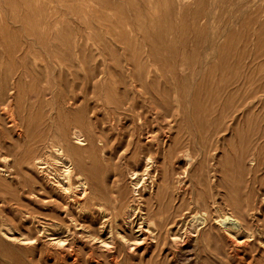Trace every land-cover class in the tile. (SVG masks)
Here are the masks:
<instances>
[{
  "label": "rangeland",
  "instance_id": "374dc122",
  "mask_svg": "<svg viewBox=\"0 0 264 264\" xmlns=\"http://www.w3.org/2000/svg\"><path fill=\"white\" fill-rule=\"evenodd\" d=\"M109 1L113 5H105V0H0V16L10 17L0 24L18 22L36 29L48 28L44 35L34 31V35L31 31L15 36L0 33V78L5 77L3 72L6 79L11 78L8 81L21 77L24 103L35 95L37 88L41 91L52 87L59 98L77 95L82 100L85 96L89 105L86 118L92 120L90 109L94 108L102 117L117 95L127 89L138 98V92L144 91L146 99H140L145 105L156 99L157 108L162 107L159 116H150L145 106L143 110L148 113L141 110L142 121L135 132L129 130V121L115 120L103 129L101 124L95 128L110 141L116 137L118 128L128 131L129 136L125 135L117 148L108 147L105 156L98 151L96 170L91 175L83 172L87 197L81 203L66 199L72 204L75 220L64 217L69 228L62 234L66 238L65 248L47 242L46 234L58 231L22 220L20 202L30 207L33 203L27 200L28 196L35 199L38 190L33 195L27 192L24 197L23 189L13 183V198L6 193L10 180L0 173V198L13 199L10 200L12 208L3 211L10 216L12 233L19 238H33L28 243L24 242L27 240H0V264H115L114 261L118 264H264V155L263 161L249 163L251 152L264 153V148L252 145L251 149L254 148L245 160L240 159L246 146L243 141L247 136L245 113L236 112V118L230 121L239 96L228 105L231 93L237 91L240 78L250 67L249 62L258 64L264 59V32L260 30L264 16L250 18V13L256 11L264 15V0H181L179 5L184 16L172 21L163 19L161 23L177 29L186 27L188 33L185 37L172 35L175 47L171 49L160 48L156 43V56H165V61L159 62L153 59L155 38L147 44L132 10L138 6L147 11L151 8L148 0H132L134 6L128 0ZM68 7L89 13L105 10L111 20H101L93 13L80 18L61 16L50 21L39 15L24 17L21 21L13 18L31 9L66 13ZM108 26H115L118 34L127 29L118 37L114 31H108ZM142 80L145 82L140 83ZM152 80L158 83L153 90L155 95L150 92ZM175 94L184 100L179 103ZM251 104L253 115L261 119L264 130V87ZM88 119L86 129L93 131L94 122L91 127ZM4 142L0 133V168L8 167ZM81 151L86 164L91 166L87 152ZM186 151L192 156L191 162L183 157ZM146 158L150 159L148 165ZM134 172L136 176H132ZM78 190L77 196L82 194ZM99 206L104 208L105 218ZM130 206L139 208L144 220L139 219L138 212V216H133V223L128 224L126 210ZM42 211L62 217L48 208ZM230 212L242 223L238 231L225 229L224 214ZM196 213L204 214L205 221L192 230L190 219Z\"/></svg>",
  "mask_w": 264,
  "mask_h": 264
},
{
  "label": "bare ground",
  "instance_id": "6f19581e",
  "mask_svg": "<svg viewBox=\"0 0 264 264\" xmlns=\"http://www.w3.org/2000/svg\"><path fill=\"white\" fill-rule=\"evenodd\" d=\"M128 1H129L130 5L134 6V3L132 0H128ZM2 2H3V0H2ZM37 2L39 3V1H37ZM33 3H32V5H33ZM144 3H143V5H144ZM181 3H182L181 0H161L160 2H158L157 0L156 1L148 0V5H150L151 8L149 7V9H147V11L140 10L138 8V6L132 7L133 8L132 10L134 11L133 15L137 18V21H139V26H138L139 28L138 29H140L141 35H143V37L146 39L147 44L149 45L150 39L152 37L155 38L154 41L152 42L154 61H157V62H159V60L165 61V56L162 58L159 56H156L157 53H156V50H154V49L158 48L156 46V43L160 45V48L164 47L167 49H171V48L175 47V43L173 44L172 35L185 37L188 33V30L186 27L184 28L183 26H179L177 29V28H173V26H171V25L167 26V25H163L161 23L163 19H164V21H167L168 19L170 21H172V19L174 20L175 18H181L182 16H184L183 14H185V13L184 12L182 13L183 8L179 5ZM2 4H5V3H2ZM104 4L105 5L106 4H112L113 5V3L109 0H105ZM135 4H137V3H135ZM21 5H23V4H21ZM145 6H146V4H145ZM177 6H179L180 8H177ZM139 7H141V6H139ZM156 7H158V8H156ZM58 10H60V9H58ZM104 11L100 12L99 9H96V10H92L91 13H93L94 16L96 15L97 18L99 17L101 20H111L110 15H107V13L106 12L104 13ZM25 13H26L25 15L19 14L18 17H13V18H15L18 21H21L22 19H24V17H30V16H34V15L37 17V15H39L41 17H44L43 18L44 20L50 21L52 18L57 19V18H60L61 16L71 15L72 17L80 18V17H84V16L86 17V16L91 14V13H89L88 10L83 11L82 9L77 10V9L69 8V7H68V12H66V13H59L57 11H53L50 13V9H49V13L46 12L45 10L40 11L38 9L37 10L31 9ZM8 14H9V12L7 13V15ZM231 14L233 16L236 15L235 12H231ZM7 15H5V16H7ZM250 15H251V17H250L251 19H257V16L258 17L264 16V15H260L259 11H256V13L255 12L250 13ZM111 16H113V15H111ZM7 18L10 20V17H1L0 16V21L4 20V19H6V21H7ZM31 18H34V17H31ZM9 20H8V22H9ZM147 22H150V23L145 24ZM100 26H101V24H100ZM102 26H105V28H106L105 24H103ZM114 27L108 26L107 29H108V31H111V32L114 31V34H116L118 37L120 35H123V33H125V29H127V28L122 29L123 33L118 34V31ZM126 27H127V25H126ZM95 30H97V29H95ZM260 30L264 32V23L262 24V27L260 28ZM25 31H29V32L31 31V33L34 31L35 33H38L39 35H44V33L48 31V28L42 27V28L36 29V28H32V26H26V25H24L22 23L20 24L18 22L13 23L11 25L0 24V33L1 34H12L15 36V35L21 34V33L25 34L24 33ZM176 31H178V32H176ZM94 42H95V40H94ZM30 44L31 43H29V45ZM184 45H185V43H184ZM105 48H107V47L105 46ZM142 49H143V46H142ZM151 51H152V48H151ZM160 52L162 53V51H160ZM256 56H258V55L256 54ZM139 57L141 58V56H139ZM222 58H223V56H222ZM137 60L140 61V59H137ZM206 62H207V59H206ZM249 63H250L249 69H247L245 74L243 75V77L240 78V80H241L240 84H237V86H236L237 91L234 89L235 92H232L229 99H228V105L233 104L232 102H234L233 100L235 99V97L239 96V97H237L238 99L235 102V104L233 105L234 111H232L233 113L229 116L230 121H234V119L236 118V112L245 113L244 119H245V123L247 125V136L245 139H243L246 146L244 145L245 147L240 154V159H242V161L245 160L244 158H246V155L249 152H251L254 147H258L259 149L264 148V142H263L264 130L261 129V119L259 117L257 118V116L255 117L253 115V112L251 109V106H253L251 103L253 102L254 98L259 94L260 90L264 87V82H262V79L264 77V71H263L264 59L262 60V62H259L258 64H256V63L251 64V62H249ZM253 65H256V66H253ZM251 67H257V68H251ZM211 69H215V67L212 66ZM5 70H7V69H5ZM7 71H9V70H7ZM12 72L13 71H11V73ZM3 73H5V72H3ZM3 73H2V75H3V77L4 76L5 77L0 78V131H1L0 133L3 135V141H5L3 143L4 146H2V147L5 148V151L7 153L6 158L8 160V163H7L8 167L7 168H0V173L5 174L7 176V178L10 180V183H9V186L6 190V193L10 194L14 198L15 191L13 189V183L17 184L16 187H20L21 189H23V191H22L23 195L22 196H24V197L27 196L26 195L27 192H28V195L29 194L33 195L37 189L38 194H35V196L37 195V197H35V199H33V197L28 196V199H27V200H29V202H32L33 205H31L29 207L30 204H23L20 202V208L22 210V215H21L22 220L24 222L31 221L33 224H37V226L41 224L43 227L47 226V227H50L52 230L58 231V232L47 233L46 234V236L48 237L47 242H49V244H51L53 246H56L59 248H65L66 238H63L62 234L68 232L69 228H68V225L65 221L66 219H64V217H67V219L70 221L75 220V218H73L74 216L72 215V211H71V205L72 204L70 205V203L67 202L66 199L72 198V200L74 202L81 203L80 200L87 197V180L83 176V172L87 171L88 174L91 175L96 170V167L98 166V160L96 159L97 152L100 151L102 153V155L105 156L106 149L108 147L111 146L112 148H117L118 146H120L122 144V141H123V138L125 137V135L126 136L128 135V131L123 130V128H121L119 130V128H118V132L116 133L117 135H116V137L115 136L113 137V140H111L112 141L111 142L110 139H108L105 136V134H103V132H97L95 130V128L98 126L100 127V124H101L102 129H103L105 124L113 123V121H115V120L117 122L119 121V123H121L120 121H122V122H124V121L128 122L129 121L131 124V126L129 124V126H130V128L128 127L129 130L135 132L137 128L139 129V126H140L139 121H142V119H141V117L143 116L142 114L144 112L146 114L148 113L147 111L143 110L145 106L147 107L148 111L150 112V116L153 114H158V116H159L161 114L159 112V109H161L162 107L159 109L157 108L158 105H156V103H155L156 99H155V101H152L151 103L145 105L141 100L142 98L146 99L145 93H143L144 91L138 92V94H139V98H138L132 92H130L129 90H127L125 88L126 90L123 91V94L117 95L118 97H116L114 104L110 105L108 111L106 110L107 112L104 113L102 117L100 115L101 113L98 115V112L95 111L94 108H93V110L90 109V112L92 114L91 115L92 120H90V119L86 118L87 112L89 111L88 110L89 105H88V102H87V99L85 96L82 98V100H79V97L77 95L69 96V95L64 94L65 96L61 95L60 96L61 98H59L56 94L53 93V89L51 90L52 87L49 86L51 88L45 87L46 89L41 90V91L37 90L38 89L37 88L35 95H33L31 97V99L28 100V103H24V100H23L24 97L23 96L25 94L22 95V92H21V86L23 83L21 77H19V75H18L19 79H16L18 77H15V78L13 77L14 80L8 81V79H11V78L6 79L7 75H6V73L5 74H3ZM16 73H18V72H16ZM23 74H24V72H23ZM8 76L10 77V75H8ZM212 80H213V78H212ZM143 82H145V81L142 80V82H140V83H143ZM157 84H155V80H152L150 92H152L153 90H155L157 88ZM125 85H126V83H125ZM235 85H236V83H235ZM253 89H256L255 92H253ZM210 90H212V89H210ZM30 91L33 94V90H30ZM208 93L211 95L210 92H208ZM148 94H149V96L151 95L150 93H148ZM153 95H155L154 91H153ZM153 97H155V96H153ZM161 97H162V95H161ZM175 99L179 103H181L183 98H181V96H179V94H177V95L175 94ZM199 99H200V97H199ZM36 101H38L37 106L35 105ZM79 101H80V106H78ZM167 103H169V101ZM77 106H78V108H77ZM106 106H108V105H106ZM156 109H157V111H156ZM141 110H143L144 112H141ZM87 119H88L91 127H92L91 123L94 122L93 123V131H92V129H90V127H88V129H90V130L86 129V120ZM117 122H115V123L117 124ZM112 128L115 130L117 129V127H115L113 125H112ZM218 129H220V128H218ZM131 131H129L130 134H132ZM141 131H142V129H141ZM126 139H128V138H126ZM132 142H133V140H132ZM1 144H2V142H1ZM83 145L85 147H81ZM127 145L128 144H126V146ZM252 145H254V147L251 149ZM84 149L87 152L88 157L91 160V166H88L86 164L84 158H83V154H82L83 151H81V150H84ZM134 149H135V147H134ZM110 151H111V149H110ZM136 151H137V149H136ZM139 152H141V151H138L137 153H139ZM170 152H171V150H170ZM17 153L20 154L19 158L16 157ZM251 153L253 154L252 158H251V156L248 155L250 157V159H249L250 164L254 165V163H256L258 161H261V160L263 161L264 153H261L260 150L258 152H251ZM168 154H165V155H168ZM183 157L185 158L186 162H191V160H192V156H191L189 151H186L183 154ZM171 159H170V161H171ZM146 160H147L146 165H148L150 163L149 162L150 159L146 158ZM17 164H19L21 166H19ZM108 164H106V165H108ZM147 168L148 167H146V169ZM185 171H187V170H185ZM248 173H249V171H248ZM135 174H136L135 172L132 173V176H136ZM23 175H25L26 178ZM134 184L137 185L138 180ZM77 187L82 191V194L79 193L80 197L77 196L78 195L77 193L79 192ZM53 191H56V193ZM233 196H235V195H233ZM10 200H13V199H9V198H7V196L6 197L3 196V198H0V202H2V203H0L2 206V208L0 209V240H2V239H8L11 241L27 240L24 242L28 243L29 240L32 241L31 239H33V238L29 237V236H23L22 238L16 237L12 233L14 230V227L10 222L11 221L10 216L7 213L3 214L4 210H8L9 208H12L11 207L12 201H10ZM21 200L24 201L23 199H21ZM110 201H109V203H110ZM25 202H27V201H25ZM98 204H99V202H98ZM100 206H101V204H100ZM42 208H48L51 210V212L53 210L54 213L58 212L59 214H62V217L57 215V214H52V213H48V212L45 213L42 211ZM84 208H86V207H84ZM99 209H100V213L105 218L107 215L105 213L104 208L100 207ZM137 209H139V208H136L135 206H130L126 210L127 223L128 224L133 223V221H134L133 216L134 217L138 216V212H140V209H139V211ZM141 212L139 213V216H140L139 219L142 220L143 214ZM204 216H205L204 214H197V213L195 215H193L190 219V228L192 230L193 229L196 230L198 228V226H200L202 223H204V221H205ZM224 216L226 217V220L224 222V225L226 226V228H225L226 230H237L238 231L241 229L242 223L239 221V219L233 217L234 215L232 212L226 213V214H224ZM146 219H147V217H146ZM101 220H102V218H101ZM111 221H113V220H111ZM104 223L105 222L103 221V224ZM150 224H151V222H150ZM38 230L41 231V228H38ZM100 232H101V230H100ZM89 236L91 238H93L94 240H98L100 243H105V241L103 239L101 240L99 237H97L95 235L89 234ZM0 244H1V242H0ZM73 262L75 263V262H77V260L74 258ZM114 263L118 264V261H114Z\"/></svg>",
  "mask_w": 264,
  "mask_h": 264
}]
</instances>
